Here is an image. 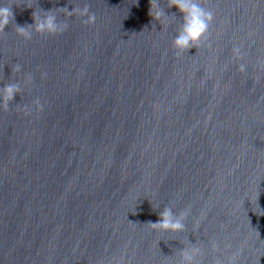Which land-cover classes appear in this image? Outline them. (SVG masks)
I'll return each mask as SVG.
<instances>
[{
    "label": "water",
    "instance_id": "1",
    "mask_svg": "<svg viewBox=\"0 0 264 264\" xmlns=\"http://www.w3.org/2000/svg\"><path fill=\"white\" fill-rule=\"evenodd\" d=\"M5 2L67 27L0 28V87L21 82L0 104V264H164L185 241L200 264H264V0H199L213 18L179 52L175 7L165 27L148 0ZM85 4L94 23L65 12ZM165 205L184 232L148 224Z\"/></svg>",
    "mask_w": 264,
    "mask_h": 264
},
{
    "label": "clouds",
    "instance_id": "2",
    "mask_svg": "<svg viewBox=\"0 0 264 264\" xmlns=\"http://www.w3.org/2000/svg\"><path fill=\"white\" fill-rule=\"evenodd\" d=\"M137 2L138 0H135V3ZM148 4L147 14L152 18V20L159 22L165 27L168 25L172 17L165 15L164 7H175V9L181 14L178 26L175 30V35L171 38V45L178 52L195 47V45L207 32L209 24L213 18L212 11L203 7L199 0H166V3L163 6L161 5L160 0H148ZM65 12L68 16L78 15L79 17L84 18L81 19L83 23L95 22V16L89 12L87 4L83 7L73 8L70 12ZM31 15V24L17 25L13 22L12 7L8 6L5 0H0V28H4L6 25L11 23L15 25L17 34L26 40L30 39L34 32L55 34L63 31L67 27V24L64 21L58 19L57 9H49L46 11L41 10L40 8L39 10L34 9ZM232 51L236 57H240L242 55L239 47H234ZM245 68L246 65L243 63L238 65V70L240 72H244ZM12 71L19 72L20 65H13ZM30 81L31 76L25 73L23 83L27 84ZM20 91L21 82H10L4 84L0 87V104L7 107L14 94H17ZM32 103L39 105V98L33 99ZM257 196L255 199V205L258 209V215L264 214L261 212V209L257 204ZM157 205L158 203H155L154 207ZM158 215L159 219L157 221L148 223L153 229L160 233L167 234L184 232L185 219L188 216L187 208L174 213L170 206L165 205ZM195 227L196 224H193L194 229ZM211 246L214 248L215 244L213 243ZM177 256L178 260L172 261L167 259L164 261V264H200L202 249L196 243L188 244L185 241L184 247L178 251ZM213 264H223V262L216 259Z\"/></svg>",
    "mask_w": 264,
    "mask_h": 264
}]
</instances>
